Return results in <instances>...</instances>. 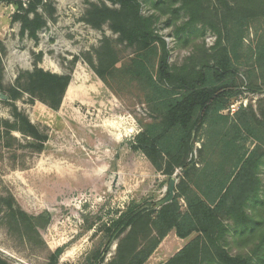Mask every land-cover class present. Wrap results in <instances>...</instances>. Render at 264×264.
<instances>
[{"label":"trees","instance_id":"trees-1","mask_svg":"<svg viewBox=\"0 0 264 264\" xmlns=\"http://www.w3.org/2000/svg\"><path fill=\"white\" fill-rule=\"evenodd\" d=\"M45 1L15 2L18 11L24 12L15 16L21 20L23 35L37 40L46 27L39 13ZM108 1L117 7L91 4L86 23L94 29L109 24L121 43L134 48L122 72L151 93L148 102L156 114L134 138L132 149L141 152L169 181L179 178V183L171 203L117 212L100 228L106 244L92 251L84 264H146L173 231L183 240L197 236L165 264H251L248 253L233 256L221 241L229 231L226 220L240 237L261 239L254 255L264 249V98L257 100L256 108L250 103L234 114L223 111L243 93L238 83L242 71L249 74L244 89L264 94V0H216L220 7H211L210 0H182L177 11L187 10L190 16L184 29L207 25L217 41L211 50L203 47L179 67L170 65L167 42L155 33L154 18L143 15L140 0ZM95 55L97 64L92 58L88 63L110 88L105 71H116L118 64L112 43L105 38ZM71 80V74L38 67L21 72L4 101L12 106L13 122L0 118V146L13 150L15 143L17 148L41 154L48 133L14 102L27 94L32 103L40 101L58 111ZM50 221L48 212L31 215L11 193L0 194V223L25 243L44 245L41 230ZM115 243L116 251L110 256ZM63 252L64 248L51 252L48 264H60ZM260 260L264 263V254ZM0 264L16 263L0 256Z\"/></svg>","mask_w":264,"mask_h":264},{"label":"rangeland","instance_id":"rangeland-1","mask_svg":"<svg viewBox=\"0 0 264 264\" xmlns=\"http://www.w3.org/2000/svg\"><path fill=\"white\" fill-rule=\"evenodd\" d=\"M16 1L26 2L0 0V118L13 122L12 106L4 103L1 94L10 93L21 72L38 67L71 74L72 80L58 111L40 101L32 103L27 94L14 102L34 125L48 133L49 141L41 154L17 148L15 143L13 150L0 146V194L11 193L31 215L48 212L51 221L41 230L45 242L41 246L25 243L0 223V256L16 264H48L50 253L64 248L60 264H84L92 251L106 244L100 228L117 212L148 207L169 195V179L132 149L141 128L156 117L148 102L151 93L122 72L134 56V48L121 43L109 24L94 29L86 23L91 4L117 5L108 0H46L39 13L47 25L35 40L22 34L21 20L15 16L24 12L18 11ZM140 1L143 15L154 18L155 33L167 42L172 67L197 56L203 47L211 50L215 46L217 35L207 25L184 29L190 16L187 10L177 11L182 0ZM210 1L211 7H220L216 0ZM105 38L112 43L118 63L116 71H105L110 88L88 63L92 58L97 64L95 51ZM238 77L243 93L232 105L239 109L247 102L256 108L264 94L244 89L249 84L246 71ZM14 135L25 144L20 134ZM200 143L199 138L194 156ZM248 146L251 148V143ZM261 178L264 180V173ZM178 183L176 178V186ZM181 204L185 208V201ZM230 224L224 221L229 231L221 244L226 250L233 256L248 253L251 264H264L260 260L264 249L258 256L253 254L261 239L240 237ZM196 236L183 240L171 232L146 264L167 263ZM116 247V243L111 247L110 256Z\"/></svg>","mask_w":264,"mask_h":264},{"label":"water","instance_id":"water-1","mask_svg":"<svg viewBox=\"0 0 264 264\" xmlns=\"http://www.w3.org/2000/svg\"><path fill=\"white\" fill-rule=\"evenodd\" d=\"M1 99L6 101L8 98H7V96L1 94ZM175 186H176V179L172 178L170 180V185H169V195H168V197L166 199H164L163 201H160L158 203L159 207H162V206H164V205H166L168 203H171L173 201V199L175 197Z\"/></svg>","mask_w":264,"mask_h":264},{"label":"built area","instance_id":"built-area-1","mask_svg":"<svg viewBox=\"0 0 264 264\" xmlns=\"http://www.w3.org/2000/svg\"><path fill=\"white\" fill-rule=\"evenodd\" d=\"M243 104H241V106H243V107H247L248 106L247 102L246 103H243ZM237 110L238 109H236L235 106L231 105V107H230L229 110L223 111V114H226L227 112H230L231 114H234Z\"/></svg>","mask_w":264,"mask_h":264}]
</instances>
